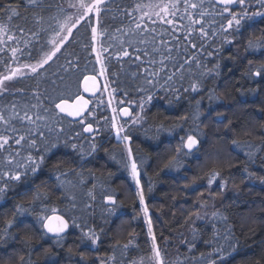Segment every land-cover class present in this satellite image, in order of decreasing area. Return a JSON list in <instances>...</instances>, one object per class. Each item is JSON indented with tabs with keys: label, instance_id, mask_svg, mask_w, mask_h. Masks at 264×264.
<instances>
[{
	"label": "trees",
	"instance_id": "1",
	"mask_svg": "<svg viewBox=\"0 0 264 264\" xmlns=\"http://www.w3.org/2000/svg\"><path fill=\"white\" fill-rule=\"evenodd\" d=\"M7 2L8 0H0V3ZM12 2L14 7L21 5L19 10L22 18L18 20V23L25 28L32 27V19L36 13L44 17L43 27L47 28L49 17L57 14L58 9L55 5L63 2L67 8V0H42L44 6L34 11H25L23 7L25 0H12ZM135 2L136 0H107L108 7L101 13L99 27L106 29L107 34H114L115 28L126 26L131 18L125 17L119 9L130 8ZM144 2H156V0H144ZM250 3L249 13L260 8L255 0H250ZM48 4H52L53 7L49 8ZM233 8L240 10L237 5ZM68 11L73 10L68 9ZM177 15L179 16L180 13ZM227 15L226 13L225 17ZM225 17L219 15L205 17V21L211 22L205 23V27L210 32L219 29L221 22L226 25ZM151 27L156 28L159 34L168 26L152 24ZM17 35L19 36V33ZM198 35L195 33L193 36L198 45L197 48L189 45L187 51L183 47L174 50V59L166 61L168 68L155 78L158 82L154 85L145 83L143 68L159 66L148 65L146 61L149 57H142L145 63L138 67L140 62H133L135 53L131 48L129 49L132 53L131 59L124 57L119 63L112 55L117 51L115 46L104 53V56L111 55L110 59L105 60L108 80L105 81L104 77H101L104 84L110 85V91L111 88H117L113 106H117L119 100H124L125 105L130 106L135 115L140 112L138 105L141 100L145 101L144 112L141 113L144 117L142 124L131 126L128 134L132 137L131 147L135 158L138 162L143 161L139 170L145 205L148 208L153 233L162 250L167 252L166 260L169 264L178 257L184 261V264H200V253L207 255L215 246V244L209 246L203 243L212 236L213 223H216L221 232L230 226L234 232L233 242L238 239V250L228 256L224 264H252L255 260L264 264V211H261L264 209V185L255 180H248L247 173L244 172V168L248 167L250 171L264 175V149L260 148L262 141L259 139L264 135V129L261 128L264 124V74L259 77L250 74V69L264 66V47H247L249 39L255 40L256 37L264 35V17L245 19L242 21L239 32L233 28L228 33L218 31L215 37L210 35L206 51L218 50L212 57L201 52L199 48L201 41L197 39ZM224 36H228L232 43H226L223 40ZM50 38V30L48 33L40 31L38 38L25 33L23 37H20L19 46L24 49V41L29 40L30 43L23 55L17 54L20 62L35 63L36 59L42 55L41 46L43 45L45 50L50 47L46 43ZM102 39L105 46L115 44L114 41L108 40L107 36ZM172 43L175 44L176 41ZM182 43L187 42L182 41ZM90 44V28L82 23L73 30V38L64 45L60 53H57V57L40 69L38 76L30 75L22 80L6 82L9 92L4 97H0V108H5L16 101L21 104L29 102L34 90L51 98L44 100L49 107L52 106V100L80 94L81 82L78 77L92 74L94 68L97 73L99 72V65L95 63V53L90 54V48L85 47ZM96 47L99 49L101 44L97 43ZM140 47L148 46L140 45ZM28 52H31V56ZM10 55V52L0 53V73L6 74L5 61H8ZM153 55L157 60L159 59L158 54ZM192 55H196L208 67L218 63L219 75L201 76V71L206 69L198 68L195 61L191 65H184L182 72L172 66L182 64L184 59H190ZM69 59L74 64L78 62L79 68L72 72H65L63 66H66ZM174 71L177 72L174 80L166 82V74L170 75ZM133 73H139V75L133 78ZM181 75L183 79H180ZM61 76L64 77L63 80L59 79ZM53 80L58 85L55 90ZM193 83L199 84L200 91H183L184 88H190ZM141 86L153 94L151 102H147L145 92L137 90ZM17 88L23 89V92H17ZM175 88L180 89L179 99L176 98L177 93L166 91V89ZM210 89L215 91L210 92ZM197 101L200 102L199 105ZM91 103L90 109L93 110L95 119L93 116H88L87 122H92L96 127L99 121L100 132L96 136L97 151L81 159L80 155L72 150L70 147L72 143L79 142L87 146V140L84 139L86 137L84 134L80 138L70 139L69 137H75V132L80 131L83 125L69 124L65 118L66 122L62 125L64 132L60 133L62 139L58 147L53 150L55 155L41 172L30 179L29 185H20L14 191H9L4 201L0 202V228H2V217L8 216L14 203L19 201L17 193L22 194L30 187L33 191L38 190L46 195L45 199L38 200L33 206H29L27 200L19 201L29 207L32 215L22 217L23 223L18 224L12 231L21 238L25 237V233L34 238L27 245L23 239H10L6 245L0 244V264H21L19 261L21 255L26 261L30 260L31 264H99V259L112 255V246L117 239L121 243H126L129 238L133 239V244L125 253L127 259L138 260L140 256L148 252L151 244L148 223L141 211L136 184L122 166L127 160V154L123 145L117 142L114 132L109 127H104L108 124L104 117H111L113 114L109 108H106V102L104 105L97 106L96 100L92 99ZM197 109H199V119H196ZM218 112L223 113V116H217ZM184 116L188 119H180ZM229 121L232 122V130L226 131L225 125ZM161 128L172 129V132L169 134L165 130L158 131ZM246 131H250L252 135L245 136ZM189 134L196 136L199 140L197 147L186 156L184 153H187V150L182 149L178 156L181 162L179 167L165 168V163L181 146L180 137L183 136L186 139ZM52 135L54 136L55 133ZM232 138L248 140L256 145L254 162H249L248 157L244 155L247 149L232 145ZM56 159L65 161L63 166L65 171L70 172L71 168H75L82 174L84 182L80 183L81 177L70 172L67 179L72 183L66 184L63 188L60 187L53 175L52 161ZM229 164L232 166L228 167ZM212 169L219 171L221 177L228 180L223 194L214 197L209 196L207 186V174ZM193 178H199L195 185L191 184ZM242 180L243 183H241ZM94 183L95 188L92 187ZM219 183L218 179L212 185L215 192L220 191L217 187ZM186 184L190 186L186 188ZM89 190L96 197L94 201L88 196ZM105 190L113 194L117 200L115 214L111 216L103 212V209L108 207L103 202L102 193ZM200 191L209 198V212L212 211L211 204L214 202L216 208L224 212L229 219L227 222L212 221L210 218L197 220L195 226L199 232L195 241L196 248L189 253L187 251L189 245L185 241L192 240L193 229L190 226L191 222H186V216L193 209ZM89 202L92 203V208L85 209L84 205ZM52 207L57 208L69 221V231L60 245L56 243V239L44 234L40 228V222L36 219L38 213ZM73 219L78 224L82 226L86 224L97 231L101 239L96 246L91 245V242L87 240L82 242L81 229L72 225ZM24 225L27 227L25 228ZM101 228L104 229L103 232H100ZM129 233L132 234L131 237ZM220 243L225 244L227 248L225 241L221 239ZM48 249L51 250L52 255H45V250ZM69 249L72 251L69 252ZM79 252L88 253L86 261L79 260ZM225 254L227 255V252ZM119 260L120 255L117 252V262Z\"/></svg>",
	"mask_w": 264,
	"mask_h": 264
},
{
	"label": "snow or ice",
	"instance_id": "2",
	"mask_svg": "<svg viewBox=\"0 0 264 264\" xmlns=\"http://www.w3.org/2000/svg\"><path fill=\"white\" fill-rule=\"evenodd\" d=\"M255 3L260 6L258 10H254L249 13L248 8L251 7L250 0H156V2L145 3L144 0H136V2L130 6V8L121 7L119 11L125 16L130 17L128 24L124 27L115 28L114 34H107L106 29L100 28L101 13L108 7L107 0H67V8L64 3H57L55 7L58 9L57 14L49 17L47 28L43 27L44 17L38 13L34 14L32 19V27L25 28L18 23L21 19L20 6H13L12 0H8L7 3H0V53H11L8 61H5L6 74L0 73V97H4L9 92V88L6 86V82H11L17 79H23L28 76L36 77L40 74V69H43L45 65H48L53 61L54 57H57V53L61 52L68 41L73 38V30L77 29L82 23H85L90 28L91 44L85 45L90 48V54L95 53V63L99 65V72L97 73L95 68L92 70V74H84L82 77H78L80 80L83 91L89 93L97 103V106L104 105V93H108V100L106 108H109L112 112V116H105L104 119L108 121L104 127H109L114 132L118 143L122 144L124 151L127 154V160L123 163V167L128 171L131 179L135 182L138 189L137 196L139 197L141 211L144 214L145 220L148 223V234L151 240L148 252L145 255L139 257L138 260L127 259L125 253L129 250L130 245L133 244V239L129 238L126 243H121L119 239L113 244L112 255L107 256L105 259H99V264H113L117 262V252L120 255V260L117 264H169L166 260L167 252L162 250L160 244L157 242V237L153 233L151 220L148 216V208L145 205L144 191L140 184V164L143 163L137 161L133 154L131 147L132 137L128 134V129L133 125L142 124L144 117L141 113L144 112L145 101L141 100L138 105L140 112L135 115L129 111L127 106L120 107L119 105L125 104L124 100H119L117 106H113L112 101L115 99L114 94L117 92V88H111L110 85L105 83L101 89L99 85V77L103 76L105 81L108 80L106 75L107 65L105 60L110 59V56H104V53L109 52L112 47H116L117 51L112 54L115 56L117 62L124 57L131 59L132 53L129 52L131 48L135 53L134 61H139L142 66L145 61L142 57H149L146 63L148 65H158L159 67H144L143 79L148 85H154L158 82L155 78L159 76L161 72H165L168 68L166 61H172L174 59L173 53L176 48L183 47L187 51L188 46L197 48L196 40L193 39L195 33H198L197 39L201 41L199 48L201 52L206 56L212 57L218 50L206 51V46L209 42V36L215 37L217 32L228 33L229 30L235 29L239 32L242 21L245 19H252L254 17H264V0H255ZM233 5L239 7V11L233 8ZM44 5L42 0H25L23 7L25 11L35 10L42 8ZM49 8L53 7L52 4L47 5ZM222 6V7H217ZM68 9H72L69 12ZM180 13L178 16L177 14ZM228 14L225 17V14ZM139 14V15H137ZM221 16L225 17V23L221 22L219 29L212 30L211 32L205 27V23H211L205 21V17L208 16ZM115 18V17H114ZM27 19V17H23ZM178 21L180 22L178 24ZM186 21V23H184ZM152 24L167 25V28L162 29L157 34V29L151 27ZM199 25V27H196ZM39 29V31L37 30ZM51 31V38L46 41L47 45H50L46 50L44 46H41L42 55L39 59H36L35 63H21L18 57V53L24 54L27 49L29 40L24 41V49L19 46L20 37H23L25 33H29L32 37H39V32L43 31L48 33ZM19 33V36L17 35ZM181 33V35H178ZM107 36L108 40L114 41L115 44L103 43V39ZM223 40L226 43L231 44L232 40L228 36H224ZM176 41L175 44L172 42ZM187 42V43H182ZM97 43L101 44V47L97 49ZM140 45H146L148 47H140ZM248 48L264 47V35L256 37L255 40L249 39ZM153 54H158L159 59ZM31 56V52H28ZM195 61L198 68L206 69L201 71V76H215L219 75L217 71L219 64L214 63L212 67H208L204 64L196 55H192L190 59H184L182 64L178 66L173 64L177 71H183L184 65H191ZM251 64V61H249ZM14 65V66H13ZM64 67L65 72H72L74 69L79 68V63H73L71 59L67 61ZM123 67V65H121ZM177 72L174 71L170 75L166 74V82L173 81ZM250 74L253 76H262L264 74V66L261 68L250 69ZM133 78H136L139 73H133ZM63 80L64 77H59ZM183 79V76H180ZM52 84L54 90L58 85L53 80ZM140 92H145L147 102H151L153 94L148 92L144 87L137 89ZM17 92H23V89L17 88ZM166 91H173L177 93L176 98L179 99L180 89H166ZM184 92L200 91V86L197 83L191 84L190 88H184ZM210 92H214L215 89H210ZM97 92H100V96H97ZM212 98L211 96L209 97ZM45 99H51L45 97L44 94L39 91H33L30 101L21 104L19 101L12 102L5 108H0V202L4 201L9 191H14L16 187L20 185H29V181L32 177H35L43 168L47 165L53 152L59 145L62 139L60 133L64 132L63 124L66 122L65 118H71L67 121L69 124L75 123L83 125L80 131L75 132V137H69L70 139H76L82 137L83 133H87L88 136L84 137L87 140V146L83 143H72L70 147L74 152H77L81 159L85 156H90L98 149L96 143V136L100 132L99 121H97L96 127L92 122L88 121V116H93V110L89 108L91 101L84 98L82 94H73L70 98L61 97L58 100H52V106L49 107L44 103ZM34 101V102H31ZM197 101V105H199ZM54 109V110H53ZM87 113V115H86ZM217 116H223V113H217ZM121 117H132L131 120L121 121ZM180 119L187 120L188 117H180ZM196 119H199V109H197ZM231 121L225 125L226 131H231ZM59 126V127H57ZM181 127H183L181 125ZM264 129V124L261 125ZM168 131L171 134L172 129H158ZM55 133L53 136L52 134ZM245 136H251L250 131L244 133ZM262 141L260 148L264 149V135L259 137ZM181 146L176 149V154L169 158L165 163V168H177L180 166V155L182 149H187L188 153H191L194 148L197 147L199 140L194 135H187L180 137ZM233 146L237 148H244L247 151L244 155L248 157L249 162H254L256 145L248 140L231 139ZM67 145V141H65ZM115 159V157H113ZM123 159V158H122ZM53 175L60 187H65L66 184H71L72 181L67 178L71 174L77 177H81L80 183H83L82 174L77 172L75 168H71L70 172L65 171L63 166L65 161L62 159H56L52 161ZM232 165L229 164L228 167ZM244 172L247 173L248 180L258 181L259 184L264 185V175H258L256 172L250 171L248 167L244 168ZM199 178H193L192 185H195ZM220 180L217 185L219 192H215L212 189V185ZM244 181L242 180L241 183ZM228 185V180L221 177V173L212 169L207 174V186L209 196L222 195L225 188ZM190 185L186 184L185 187ZM93 188L96 187L94 183ZM103 187V186H101ZM238 187V186H237ZM31 192V195L29 193ZM103 202L108 207L103 209V212L109 216L114 215L117 206L116 197L113 194H109L106 190L102 193ZM19 201L27 200L29 206L36 204L38 200L46 198L44 193L36 190L33 191L30 187L26 189L24 193H17ZM88 196L92 201L96 199L94 193L89 190ZM199 198L195 202L193 209L187 213L186 222H191L192 227V240L185 241L189 245L187 251L192 253L196 248V239L199 229L195 226L197 220H204L210 218L212 221H228V216L220 209L216 208L214 202L211 204L212 211L209 212V198L205 196L203 191L198 194ZM14 203L12 210L8 216L2 217L3 226L0 228V244L6 245L10 239H23L24 243L29 244L34 236L25 233V237H18L12 230L23 223L22 217L25 215H32V211L28 206H25L22 202ZM85 209L92 208V203H86ZM34 211V209H33ZM264 211V209H261ZM37 221L40 222V228L47 234H51L56 237V243L60 245L61 241L65 238L64 233L69 227V221L60 214L59 210L55 207L50 209L45 208L42 213L36 215ZM107 222V221H105ZM74 227L81 229V240H87L91 242V245L96 246L101 237L97 231L88 227L86 224L82 226L78 224L75 219L71 221ZM26 228L27 225H24ZM85 228L87 230H85ZM213 233L209 239L203 241V243L212 246V250L205 255L201 252L199 261L200 264H224L228 259V256L232 255L238 250V239L233 242L234 232L229 226L224 232H221L216 223L212 224ZM104 229L101 228L100 232ZM132 234L129 233V237ZM42 239L43 237H35ZM223 240L227 244L220 243ZM230 249V251H228ZM72 250L69 249V252ZM227 252V255L225 254ZM45 255H52L50 249L45 250ZM79 260L81 262L86 261L88 253L79 252ZM21 264H31L30 260L26 261L25 257L21 255L19 257ZM171 264H184V261L179 257L172 261ZM252 264H261V261L255 260Z\"/></svg>",
	"mask_w": 264,
	"mask_h": 264
},
{
	"label": "water",
	"instance_id": "3",
	"mask_svg": "<svg viewBox=\"0 0 264 264\" xmlns=\"http://www.w3.org/2000/svg\"><path fill=\"white\" fill-rule=\"evenodd\" d=\"M233 6H235V5H233ZM232 6V7H233ZM217 7H222V6H217ZM99 85H100V87L102 88V82H101V80L99 79ZM99 93L100 92H97V96L99 95ZM80 94H82L83 96H84V98L85 99H87V100H89V101H92V99H94L89 93H86V92H84L83 91V87H82V84H81V90H80ZM91 105H92V103H90L89 104V108H91ZM125 107V106H124ZM129 108V107H128ZM129 111H131L132 112V110H131V108H129ZM86 115H87V113H86ZM131 117H121L120 119H121V121H124V120H129ZM66 119L69 121V120H71V118H67L66 117ZM86 137L88 136V134L87 133H83ZM195 149V148H194ZM193 149V150H194ZM187 150V149H186ZM68 231H69V227H68V229H67V231L64 233V236L68 233ZM44 232V231H43ZM44 234L47 236V237H49V238H52V239H56V237H54V236H52L51 234H47L46 232H44Z\"/></svg>",
	"mask_w": 264,
	"mask_h": 264
},
{
	"label": "rangeland",
	"instance_id": "4",
	"mask_svg": "<svg viewBox=\"0 0 264 264\" xmlns=\"http://www.w3.org/2000/svg\"><path fill=\"white\" fill-rule=\"evenodd\" d=\"M99 79L101 80V82H102V85L104 86L105 84H104V81H103V77H99ZM109 92H110V90H109ZM99 96H100V93H99ZM104 99L106 100L105 102L107 103V100H108V93L107 92H105L104 93ZM114 103V101H112V104ZM124 106H127V105H125V104H123V105H120V107H124ZM127 107H129V108H131L130 106H127ZM193 151V150H192ZM187 152V151H186ZM192 153V152H191ZM189 154V153H188ZM186 156V155H185ZM137 188V187H136ZM138 190V189H137Z\"/></svg>",
	"mask_w": 264,
	"mask_h": 264
}]
</instances>
